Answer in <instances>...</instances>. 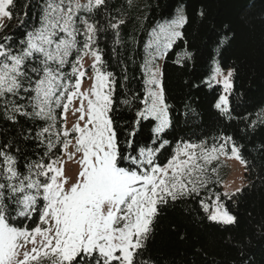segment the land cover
I'll return each instance as SVG.
<instances>
[{
    "label": "snow or ice",
    "instance_id": "snow-or-ice-1",
    "mask_svg": "<svg viewBox=\"0 0 264 264\" xmlns=\"http://www.w3.org/2000/svg\"><path fill=\"white\" fill-rule=\"evenodd\" d=\"M14 7V0H0V17L11 19ZM107 8V0H38V23L34 18L20 39L10 34L0 40V119L13 126H19L21 118L26 122L11 137L0 132V264H40L44 257L52 264H154L144 255L161 208L169 201L199 196L208 179L207 168L198 161L206 165L217 154H226L232 142L231 136H221L223 143L208 148L205 141L181 140L174 155L160 163L162 150L171 143L164 138L171 120L154 61L162 48H171L182 36L179 29L186 17L180 11L149 33L146 49L151 59L141 65L143 106L121 140L113 119L116 80L104 68L97 41L98 33L110 28L116 30L115 44H120L119 27L125 21L111 16ZM101 10L107 27L97 19ZM84 55L94 58L87 90H82ZM185 55L191 58L190 53ZM69 64L71 72L66 70ZM234 71L229 68L225 74L217 67L206 83H222L228 93ZM74 98L80 101L79 117L69 128L61 123L66 117L58 110L66 113ZM215 107L231 118L226 94ZM150 120L155 121L150 140L138 143L141 122ZM29 121L32 127L27 126ZM69 137L75 148L69 158L78 155L74 179L66 176L54 151L61 143L67 149ZM29 143L36 144L32 155ZM231 153L246 164L234 143ZM240 191L223 195L231 199ZM201 205L205 212L211 207L209 221L236 223L219 193L211 206L203 200ZM29 243L31 250L19 259V250Z\"/></svg>",
    "mask_w": 264,
    "mask_h": 264
},
{
    "label": "trees",
    "instance_id": "trees-1",
    "mask_svg": "<svg viewBox=\"0 0 264 264\" xmlns=\"http://www.w3.org/2000/svg\"><path fill=\"white\" fill-rule=\"evenodd\" d=\"M107 2V13L125 21L119 27L120 44H115L116 30L110 28L99 32L97 41L104 68L116 80L113 119L121 140L134 126L136 110L143 106L140 100L145 94V73L141 65L146 58L151 59V52L146 49L151 39L149 33L181 11L186 17V23L180 28L182 36L154 61L161 57L160 82L171 120L164 137L171 143L162 150L160 163H166L174 155L178 141L197 144L205 141L206 147L211 148L223 143L221 136L232 137L225 153L234 143L246 161L244 184L231 199L223 195L220 178L210 168L206 173L208 183L200 189L199 196L193 194L163 206L144 258L150 257L154 264H264V0ZM14 3L11 19L7 18L0 29V40L10 34L20 39L34 18L38 23V0H14ZM97 19L107 27L104 10ZM75 58L73 54L71 59ZM215 64L235 70L233 88L227 94L230 119L215 107L222 86L206 83ZM66 70L71 72V64ZM125 99L133 102L121 103ZM62 110L58 111L62 113ZM253 121L256 124L250 127ZM25 123L21 118L20 125L13 126L0 119V132H7L11 137ZM35 123L43 126L42 121ZM153 125L151 120L141 122L136 136L138 143L150 140ZM27 126L32 127V122H27ZM62 146L61 143L54 150L57 157ZM28 148L32 155L36 144L29 143ZM39 151L42 155L43 150ZM217 193L236 217V223L223 225L208 220L201 200L210 205ZM40 264H52V260L44 257Z\"/></svg>",
    "mask_w": 264,
    "mask_h": 264
},
{
    "label": "rangeland",
    "instance_id": "rangeland-1",
    "mask_svg": "<svg viewBox=\"0 0 264 264\" xmlns=\"http://www.w3.org/2000/svg\"><path fill=\"white\" fill-rule=\"evenodd\" d=\"M175 17L171 18L169 22L172 21ZM6 21H7V17H0V29L5 25ZM163 50L165 49L162 48L161 52ZM93 59L94 58L91 57L90 55H84L81 61L82 68L83 70H85V75L82 78V90H87L91 86V83H92L91 77L93 76V70L91 66L93 63ZM160 61H161V57L158 61L154 62V66L159 69V72L157 73V79L159 80H160ZM217 67H219L217 64L213 66L210 77L214 74V70ZM220 70L226 74L228 69L220 68ZM217 79H220V77H218ZM211 82L217 83L215 80ZM219 84L222 86L221 94L227 95L228 93H224L222 83H219ZM79 104H80L79 99L74 98L72 103L69 105L67 112L64 113V111L62 110V114L66 117V119L64 120V124H66V126L69 128L74 123H77L78 121L79 113L76 112V108L79 107ZM154 124H155V121H154ZM73 145H74V140L72 139V137H70L67 149H65L62 146L61 154L58 157L60 158L63 164L66 176L74 179L78 173L79 165L77 162L78 155L73 156L71 159L69 158V155L75 152V148ZM198 162L204 165V167H206L207 169L211 168L217 173V175L220 178L221 191L223 194L225 192L233 193L236 191V189H240L243 186L244 184V164H242L240 160L232 156L231 149L228 152H226V154H217V157L212 159L206 165L204 164L203 160H199ZM193 179H195V177H193ZM215 198L216 196L214 197L212 201H214ZM211 205H212V202L210 206ZM207 214L208 216L211 214V207H210V210L207 212ZM38 241H39V238H38ZM21 243H23V241H21ZM32 246L33 245L29 243V244H26L25 247L21 248L19 250L20 255L18 258L22 260L23 252L26 250L30 251Z\"/></svg>",
    "mask_w": 264,
    "mask_h": 264
}]
</instances>
